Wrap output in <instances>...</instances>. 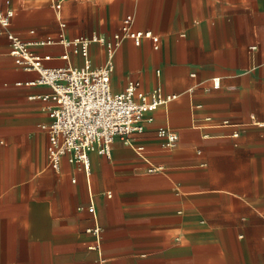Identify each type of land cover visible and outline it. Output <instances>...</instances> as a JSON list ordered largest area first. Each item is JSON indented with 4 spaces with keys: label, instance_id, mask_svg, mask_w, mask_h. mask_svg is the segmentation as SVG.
I'll return each instance as SVG.
<instances>
[{
    "label": "crops",
    "instance_id": "obj_1",
    "mask_svg": "<svg viewBox=\"0 0 264 264\" xmlns=\"http://www.w3.org/2000/svg\"><path fill=\"white\" fill-rule=\"evenodd\" d=\"M56 1L69 39L110 37L127 15L157 34L158 50L122 43L112 89L140 81L178 98L133 146L117 139L110 158L93 154L90 177L67 159L54 170L40 127L52 89L28 84L39 74L16 66L0 25V264H264V0ZM9 8L11 30L51 57L47 67L83 63L39 44L61 31L52 0H0ZM91 57L104 63L98 45ZM162 126L178 133L175 149Z\"/></svg>",
    "mask_w": 264,
    "mask_h": 264
},
{
    "label": "built area",
    "instance_id": "obj_2",
    "mask_svg": "<svg viewBox=\"0 0 264 264\" xmlns=\"http://www.w3.org/2000/svg\"><path fill=\"white\" fill-rule=\"evenodd\" d=\"M52 1L61 31L58 38L48 37L39 41V44L63 45L67 49L63 58L70 60V54L80 56L83 59L81 65L47 67L45 62L51 60V57L36 53L32 42L24 40L11 30V20L15 14L12 8L5 13L0 12V25L7 35L9 54L16 66L39 74L35 81L28 84L44 85L52 89L50 95L40 97L52 103L48 108L49 122L40 125L48 135L47 154L50 166L54 170H60L63 160L67 159L90 177L93 154L110 158L117 139L133 146L132 136L145 132L147 125L154 121V113L177 99L178 95L166 94L161 86L144 91L140 81H130L122 92L113 91L111 79L115 70V55L125 40H133L139 46L143 39H150L156 50L160 48L161 40L157 34L134 30L132 15H127L120 30L110 37L94 33L88 37L69 39L66 36L67 24L61 16L62 3ZM94 45H98L105 54L104 63L100 65H95L91 57ZM212 84L214 88H219L221 79L213 78ZM193 92L194 87H191L189 93ZM207 120L211 121V118ZM225 123L228 124V121ZM157 135L163 139L166 149L177 147L179 135L171 127H159ZM135 150L139 156H143L145 148L135 146ZM157 170L159 167L149 168L150 172ZM89 211L95 215L92 200ZM91 232L98 235L100 228L96 227ZM98 246L99 241L96 247Z\"/></svg>",
    "mask_w": 264,
    "mask_h": 264
}]
</instances>
